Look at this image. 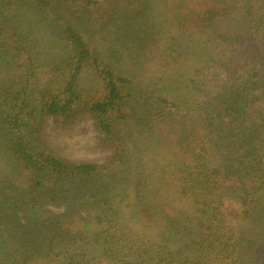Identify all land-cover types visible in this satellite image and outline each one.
<instances>
[{
  "label": "trees",
  "instance_id": "trees-1",
  "mask_svg": "<svg viewBox=\"0 0 264 264\" xmlns=\"http://www.w3.org/2000/svg\"><path fill=\"white\" fill-rule=\"evenodd\" d=\"M0 264H264V0H0Z\"/></svg>",
  "mask_w": 264,
  "mask_h": 264
},
{
  "label": "rangeland",
  "instance_id": "rangeland-1",
  "mask_svg": "<svg viewBox=\"0 0 264 264\" xmlns=\"http://www.w3.org/2000/svg\"><path fill=\"white\" fill-rule=\"evenodd\" d=\"M42 137L54 153L75 164H102L112 156L109 143L89 115L79 116L73 125H66L61 119L47 118Z\"/></svg>",
  "mask_w": 264,
  "mask_h": 264
}]
</instances>
